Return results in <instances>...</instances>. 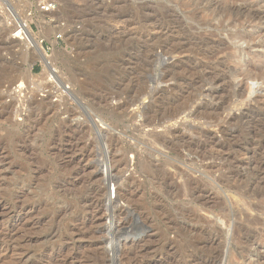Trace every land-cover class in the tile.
<instances>
[{"label":"rangeland","instance_id":"374dc122","mask_svg":"<svg viewBox=\"0 0 264 264\" xmlns=\"http://www.w3.org/2000/svg\"><path fill=\"white\" fill-rule=\"evenodd\" d=\"M50 2L0 5V264H264V0Z\"/></svg>","mask_w":264,"mask_h":264},{"label":"built area","instance_id":"2783aa9c","mask_svg":"<svg viewBox=\"0 0 264 264\" xmlns=\"http://www.w3.org/2000/svg\"><path fill=\"white\" fill-rule=\"evenodd\" d=\"M2 2H4V0H0V5L2 4ZM53 6L54 5L52 4V2H50V0H42L41 9L43 11L45 12L51 11ZM5 10L9 13L8 24L12 27L13 36H15L18 39H21L22 41L24 40L26 41L27 32H29L28 28H30L31 30V27L27 22V20H24L21 17H17L16 15H14L13 11L10 8H5ZM60 37L61 35L58 36V38Z\"/></svg>","mask_w":264,"mask_h":264},{"label":"bare ground","instance_id":"6f19581e","mask_svg":"<svg viewBox=\"0 0 264 264\" xmlns=\"http://www.w3.org/2000/svg\"><path fill=\"white\" fill-rule=\"evenodd\" d=\"M28 31L29 32H27V40H26V45H27V47L28 46H33L34 47V49L36 50V52H38L39 53V57L42 59V60H44V61H47L48 60V54L45 52V50H43V48H42V45H41V40H39V38L35 35V33L32 31V29L30 30V28H28ZM33 52H35V51H33ZM164 90V89H163ZM158 93V92H157ZM156 96V95H155ZM155 96H153V97H155ZM157 97V96H156ZM144 104V103H143ZM138 106V105H137ZM141 106V105H140ZM144 106H145V104H144ZM147 106V105H146ZM151 106V105H150ZM137 108V107H136ZM138 108H139V106H138ZM150 118V117H149ZM151 119V118H150ZM173 120V116H171V117H169L168 118V120L167 121H165V122H171ZM151 121H152V119H151ZM150 120H148L147 122H146V124L147 125H152V127H153V130H156V128H158V127H160V126H162V124H163V122L162 121H156L155 120V122H151ZM146 125V126H147ZM164 128V127H163ZM165 129H167V130H169V131H171V130H173V123L172 124H170V125H168V126H165ZM164 129V130H165ZM166 130V131H167ZM110 173V171L107 169L106 170V174L108 175Z\"/></svg>","mask_w":264,"mask_h":264}]
</instances>
